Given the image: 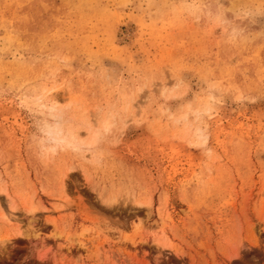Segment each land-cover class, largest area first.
<instances>
[{
  "label": "rangeland",
  "instance_id": "rangeland-1",
  "mask_svg": "<svg viewBox=\"0 0 264 264\" xmlns=\"http://www.w3.org/2000/svg\"><path fill=\"white\" fill-rule=\"evenodd\" d=\"M0 264H264V0H0Z\"/></svg>",
  "mask_w": 264,
  "mask_h": 264
},
{
  "label": "bare ground",
  "instance_id": "bare-ground-1",
  "mask_svg": "<svg viewBox=\"0 0 264 264\" xmlns=\"http://www.w3.org/2000/svg\"><path fill=\"white\" fill-rule=\"evenodd\" d=\"M243 110H244V107L241 106V107L238 108V110H236V111H238V112H242ZM236 111H235V112H236Z\"/></svg>",
  "mask_w": 264,
  "mask_h": 264
}]
</instances>
